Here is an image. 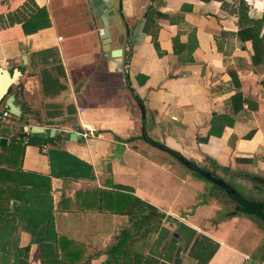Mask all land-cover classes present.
<instances>
[{
    "label": "crops",
    "instance_id": "obj_1",
    "mask_svg": "<svg viewBox=\"0 0 264 264\" xmlns=\"http://www.w3.org/2000/svg\"><path fill=\"white\" fill-rule=\"evenodd\" d=\"M102 1L112 6L108 44L90 0H0V69L18 72L0 110L13 95L20 111L1 132L0 251L28 248V264L55 254L59 264L131 262L129 213L153 207L171 219L162 227L179 238L181 264L198 262L177 224L217 243L207 264H264V184L249 178L264 179V56L253 65L252 43L239 35L264 17V0H244L241 19V0ZM215 115L229 117L221 136L199 142L218 131ZM143 133L209 172L229 168L234 185L217 175L252 216L208 196L206 181Z\"/></svg>",
    "mask_w": 264,
    "mask_h": 264
},
{
    "label": "trees",
    "instance_id": "obj_2",
    "mask_svg": "<svg viewBox=\"0 0 264 264\" xmlns=\"http://www.w3.org/2000/svg\"><path fill=\"white\" fill-rule=\"evenodd\" d=\"M240 19L244 17V14H246L247 6L244 2V0H241L240 3ZM246 16V15H245ZM264 22V17L252 21V27H248L246 29L239 30V35L244 41H251L252 43V49H253V55H252V63L253 65H259L262 63L263 56H264V37H260V30L262 27V24ZM153 45L155 49L158 51L159 47L154 40ZM174 47L176 50V41L174 42ZM129 57V56H128ZM235 76H233V82L236 81ZM236 88H239V83L236 82ZM241 95L239 93H236L232 97V102L234 104H243V100L240 97ZM238 108V109H237ZM241 106L234 107L235 112H238ZM229 117L226 115H215L213 116L210 124V128L213 126L218 127V131L215 133L212 131V129L208 132L207 137L203 139H199V142H206L210 135L214 134L215 136H221L222 130L226 124H228L227 120ZM232 124L233 122H229ZM58 141L57 138H49L46 139L44 144L51 143L56 144ZM29 142L33 144H42L38 140H29ZM177 154V153H176ZM52 173L53 175H59L58 172H56V169L54 166L55 163L53 161V157L49 156ZM178 162V161H177ZM185 171H187L192 176L206 181L204 178H202L197 173L188 170L186 167H184L180 162H178ZM194 164V163H193ZM57 167V166H56ZM201 169L205 171H209V169L205 167H200ZM220 168V167H216ZM224 172H229V168H220ZM212 175L216 178H220L214 171L211 172ZM252 181L255 183H262L264 184V179L258 176L249 177ZM211 185L209 190L207 191V195L210 197H215L218 202L221 204L226 203H233L237 209V212H235L236 215L239 213L245 214V216H252L250 213H248L245 209L237 205L233 198L229 197L223 189L217 187L216 185L212 184L209 181H206ZM228 183V182H227ZM232 185V184H230ZM239 192V191H238ZM250 201L251 200H247ZM150 210L141 209L139 207L135 208L130 212L129 215L132 217V222L134 224V228L137 230L135 231V234L131 236L132 243L134 244L132 246V258L131 262H122V263H115V264H163V261H166L168 264H171L173 262V257L175 250L177 249V243L179 242V238H175L173 235L170 236V231L162 227L163 221H169L170 218L166 217L165 214L161 213L157 209L153 207H149ZM133 212V213H132ZM132 215V216H131ZM231 215L222 214L220 218H228ZM185 230H187V227L181 224H177V233L181 235V239H183L185 243V247H188L191 243V247L189 250V255L197 260V264H207L211 257L215 254L218 245L217 243H213L210 239L206 237H196L195 231L190 229V233L188 236L185 235ZM153 235H157L155 241L153 243L149 242L151 240V237ZM170 237V238H169ZM194 239V241H193ZM37 241V240H36ZM193 241V242H192ZM8 248H3L2 251H0V264H28L27 262V254L29 252L28 248L25 249H18L17 252L14 254L12 250L8 251ZM126 258V257H124ZM43 257L41 259V264H45V260L43 261ZM264 259V256L261 260ZM52 264H59L57 261V255L55 254V259L52 261ZM107 264H112L110 261L107 262Z\"/></svg>",
    "mask_w": 264,
    "mask_h": 264
},
{
    "label": "water",
    "instance_id": "obj_3",
    "mask_svg": "<svg viewBox=\"0 0 264 264\" xmlns=\"http://www.w3.org/2000/svg\"><path fill=\"white\" fill-rule=\"evenodd\" d=\"M107 1V0H106ZM92 6L95 9V16L98 17L99 19H103V23L105 26H102V38H104V40L106 41V44L109 43V32L107 30V20L105 19V14H104V10L107 9V7L111 8V4L107 3V2H103L102 0H90ZM120 50L115 51L112 53V56L114 58H119L120 57ZM126 69H127V65H126ZM18 77V72L14 71L12 73H8L5 70L0 69V102L5 99L6 95L9 93L10 88L12 85H14L16 83V79ZM14 100L15 97L13 95L9 96L6 101L5 104L8 108V110L11 112V114L13 116H19L20 115V111L19 109L14 105ZM140 108L142 110V115L144 116V110L142 105L139 103ZM24 131L26 133H33V134H41L44 133V129L39 128V127H30L29 129L27 127L24 128ZM51 134L54 136L55 135V130H51ZM143 140L147 143H149L151 146L165 151L167 153H169L170 155H172L177 161H179L184 167H186L188 170L193 171L195 173H197L198 175H200L202 178H204L206 181L211 182L212 184L216 185L217 187L221 188L224 190V192L231 198H236L237 197V191L231 187L229 184H227L225 181H223L222 179L216 178L212 175L211 172L209 171H205L203 169H201L199 166L193 164L192 162H190L189 160L185 159L184 157L174 153L171 150H167L162 144L159 143H155L153 141H150L146 134L143 133L142 135ZM77 138V134L76 133H72L69 136H63L61 135L60 137H58V142L59 144H61L62 142H67V141H72L75 140ZM2 142V141H1ZM0 142V143H1ZM181 247H178L176 249L175 252V261L173 264H181V259H180V252H181Z\"/></svg>",
    "mask_w": 264,
    "mask_h": 264
},
{
    "label": "built area",
    "instance_id": "obj_4",
    "mask_svg": "<svg viewBox=\"0 0 264 264\" xmlns=\"http://www.w3.org/2000/svg\"><path fill=\"white\" fill-rule=\"evenodd\" d=\"M126 50L128 51V53H130V46H127ZM11 117H13V115L11 114V112L8 109H2L0 110V139H1V132H2V128L4 125L8 124L9 120L11 119ZM87 133H82V136L84 138L87 137ZM45 145H43L42 147V151L45 152Z\"/></svg>",
    "mask_w": 264,
    "mask_h": 264
},
{
    "label": "rangeland",
    "instance_id": "obj_5",
    "mask_svg": "<svg viewBox=\"0 0 264 264\" xmlns=\"http://www.w3.org/2000/svg\"><path fill=\"white\" fill-rule=\"evenodd\" d=\"M11 123L13 124V123H15V121L14 120H11ZM42 135V134H41ZM147 146H149L148 144H147ZM149 147H151V146H149ZM152 148V147H151ZM153 149H155V148H153ZM156 150V149H155ZM170 160H174L175 158H173L172 156H170V155H168V154H165ZM175 161V160H174ZM207 164H209V163H207ZM180 165V164H179ZM181 166V165H180ZM181 168H183L182 166H181ZM214 172L216 173V174H219V175H221L225 180H227L229 183H231V184H233L234 185V183L233 182H231V179L230 178H228V177H226L225 176V173H224V171L222 170V169H218L217 171L214 169ZM242 178H244V176H242ZM247 178V177H246ZM206 183V182H205ZM206 184H209V183H206ZM209 187H211V185L209 184Z\"/></svg>",
    "mask_w": 264,
    "mask_h": 264
}]
</instances>
